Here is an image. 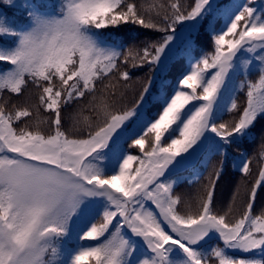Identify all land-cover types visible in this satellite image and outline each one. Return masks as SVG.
Masks as SVG:
<instances>
[{"label":"snow or ice","instance_id":"obj_1","mask_svg":"<svg viewBox=\"0 0 264 264\" xmlns=\"http://www.w3.org/2000/svg\"><path fill=\"white\" fill-rule=\"evenodd\" d=\"M0 2L20 12L19 20L0 13V39L11 38L0 42V264H264V207L254 213L264 197V125L258 176L238 216L214 200L224 159L195 207L176 191L184 173L199 181L213 156L257 139L264 3ZM137 28L162 35H132L129 44L102 31ZM145 65L155 76L129 107L127 69ZM115 75L125 82L119 93ZM245 90L238 120L218 123L239 110ZM5 92L28 99L9 105ZM251 163L244 152L234 167L247 177ZM238 194L239 184L233 202Z\"/></svg>","mask_w":264,"mask_h":264},{"label":"trees","instance_id":"obj_2","mask_svg":"<svg viewBox=\"0 0 264 264\" xmlns=\"http://www.w3.org/2000/svg\"><path fill=\"white\" fill-rule=\"evenodd\" d=\"M17 3H19V0H16ZM139 3L140 0H137ZM166 2V0H164ZM182 3L185 2V0H181ZM189 3H191V0H188ZM223 2L228 3L231 2V0H223ZM240 2H243V0H240ZM257 3H264V0H257ZM0 13L6 14L10 19L19 20L20 19V12L16 8H9L4 3L0 2ZM218 22V27H219ZM105 34H116L119 35L124 39L125 43H132L131 36L137 35L138 40H142L144 38V35H150L154 39H158L160 35L158 33H146L143 29H135V31L131 34L121 31L117 33L114 29H106L102 30ZM11 38H3L0 39V42L10 43ZM202 46L206 51L212 50V40L208 35H204L202 37ZM141 46V45H137ZM199 55V53H197ZM248 57L245 56L242 59H247ZM182 68H186V65L183 64V62H180L177 66L174 67V69L170 72L169 76L170 79L174 82L175 78L180 74V71ZM122 70H124L122 68ZM127 70L130 71V74L132 76L131 80V86L129 89L126 90L125 93L129 94V96H125L124 103L127 106H131L134 100L138 97L139 91L142 88L143 84L147 82L149 76H154V73H149L148 66L145 65L143 68L138 69H132L128 68ZM212 71V70H210ZM252 80L258 79L257 73H252L251 77ZM240 79H243V77H240ZM108 82L107 80L105 81ZM112 83L117 84V92L123 90V84L124 81L119 79L118 75H115L112 79ZM36 91L34 88H30L31 98L29 100V103H36L38 102V97L36 94ZM199 91V90H198ZM5 97L9 99V105L12 103H15L18 107L24 106L25 99H28V96H21L17 97L16 95H9L7 92H5ZM34 97V98H33ZM33 98V99H32ZM237 104L239 110H232L231 112L226 113L220 122H228V123H235L236 120H238L239 116L241 115L243 108L246 106V90L239 93L237 98ZM42 115H50L49 113H44L42 110ZM63 115V112H62ZM85 115L87 113L85 112ZM261 125H264V119H260L257 122V126L255 129H253L254 132L257 134V139L249 142L248 140H245L243 143L236 145L233 144L231 147L228 148V155L226 158H223L219 155L213 156L207 170H204L201 168V171L204 172V175L199 179V181H196L195 177L191 173H184L185 179L184 182L181 183L177 188L176 191L181 194L182 196H189L193 200V207L196 206V202L198 198L203 193V186L207 183V175L209 172H211L214 167L218 166L220 161L224 159V166H225V174L222 177L220 181H218V187L216 189V192L214 194V200L217 201L220 204L227 205L231 203L233 212L230 213V218L233 216H238L243 210V200L246 199L245 192L247 188L250 186V183L253 182L259 172L260 168V160L261 158L256 154L257 151V145L260 143L259 140V130ZM42 128H47L46 125H42ZM147 150V146H146ZM134 152L136 150H133ZM246 152L248 157L252 159V163L250 164L251 173L247 177H242L241 173L238 171V167H234L235 165L239 164V161L241 159V154ZM135 167V165H134ZM189 181H192L191 183ZM239 184V194L236 195V198L234 202L232 201V196L234 192L236 191V186ZM264 207V197H258L256 203L254 204V213L255 214H261V209ZM94 243V242H93ZM234 255L241 256L245 255L243 253H234Z\"/></svg>","mask_w":264,"mask_h":264},{"label":"rangeland","instance_id":"obj_3","mask_svg":"<svg viewBox=\"0 0 264 264\" xmlns=\"http://www.w3.org/2000/svg\"><path fill=\"white\" fill-rule=\"evenodd\" d=\"M154 76H155V73H154ZM154 76H153V77H154ZM125 96H126V97L129 96V94L125 93ZM33 98H34V97H33ZM33 98H32V99H33ZM69 111H71V109H69ZM25 119H26V118H25Z\"/></svg>","mask_w":264,"mask_h":264}]
</instances>
